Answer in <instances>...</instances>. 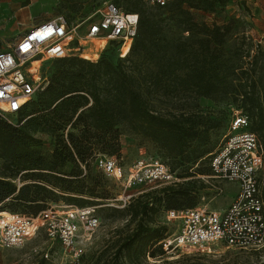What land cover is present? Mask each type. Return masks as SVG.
I'll use <instances>...</instances> for the list:
<instances>
[{"label": "trees", "instance_id": "16d2710c", "mask_svg": "<svg viewBox=\"0 0 264 264\" xmlns=\"http://www.w3.org/2000/svg\"><path fill=\"white\" fill-rule=\"evenodd\" d=\"M213 5L211 0H173L165 7L155 5L156 11H150L143 0H130V8L125 10L138 13L140 18L127 57L121 58L112 43L96 62L79 56L55 59L70 66L54 71L47 86L24 104L16 114L24 123H10L0 116V156L10 169L8 176H0V210L15 213L22 210L35 217L55 203L49 202L51 185L97 197L103 180L91 171L85 178L87 168H91L98 153L119 154L122 125L149 139L166 159L178 166L190 169V165L201 160L207 152L200 147L207 144L210 130L218 123L208 124L196 113L164 116L143 96V88L161 86L171 92L191 89L206 97L231 94L239 102L237 110L248 117L249 129L258 136L264 151L263 79L256 78L253 65L246 68L238 63L245 56L242 47L234 52L224 50L230 28L200 24L191 12L194 7ZM167 19L172 25L169 22L164 25ZM112 48L117 50V61L108 58ZM35 130L54 135L57 147L52 161L33 149L36 138L31 131ZM214 152L207 153L210 166ZM68 162L76 168L82 166L80 172L64 173L73 179L83 177L82 185H74V180L54 173L58 166ZM167 165L175 172L174 167ZM86 179L90 183H85ZM24 180L31 183L22 185L20 182ZM261 188L264 199V180ZM193 190L190 182L180 181L154 191L152 197L147 193L132 198L124 212L136 225L122 237L115 253L117 259L124 251L133 264L145 263L147 255L163 256L166 251L161 242L170 235L165 222L157 220L163 200L166 212L191 208L197 206L191 196ZM182 198L187 199V206L180 202ZM69 200L85 207L84 200L77 197ZM154 264L177 263L162 260Z\"/></svg>", "mask_w": 264, "mask_h": 264}, {"label": "built area", "instance_id": "2783aa9c", "mask_svg": "<svg viewBox=\"0 0 264 264\" xmlns=\"http://www.w3.org/2000/svg\"><path fill=\"white\" fill-rule=\"evenodd\" d=\"M143 1L165 7L173 0ZM139 18L138 13L106 1L83 16L58 15L36 24L0 51V116L18 114L41 89L38 73L43 60L79 56L96 62L112 43L121 58L127 57L138 33ZM87 51L92 57H85ZM249 123L248 117L236 110L211 156L212 173L207 177L213 182L208 180L209 185L219 196L227 190L225 183L231 184L235 188L231 202L222 209L197 205L168 210L164 218L180 223L178 230L161 242L166 252L190 248L204 251L218 245L238 250L264 246V151L258 136L247 129ZM94 163L105 176L120 183L123 208L133 198L129 191L137 185L165 186L181 180L157 158L140 157L124 168L116 157L98 153ZM96 213L97 206L56 203H50L35 217L0 212V247L20 248L43 229L60 245L66 258L79 261L86 252L88 234L101 223Z\"/></svg>", "mask_w": 264, "mask_h": 264}, {"label": "rangeland", "instance_id": "374dc122", "mask_svg": "<svg viewBox=\"0 0 264 264\" xmlns=\"http://www.w3.org/2000/svg\"><path fill=\"white\" fill-rule=\"evenodd\" d=\"M111 1L122 9L130 8V0H17L16 5L11 9L13 0H3L1 2L0 16L3 26H0V33L6 29L10 30L13 26L14 36L23 33L25 27L31 26L39 20L52 18L58 15L67 17H78L89 14L96 6L103 2ZM214 5L207 8L194 7L191 9L195 20L209 26L217 25L220 27L230 28L229 39L224 45L225 51L234 52L237 47L245 50V56L238 61L246 68L253 65L255 76L264 81V0H211ZM150 11H156L154 5L145 3ZM172 21L168 19L164 25ZM27 23V26L25 25ZM168 25V24H167ZM167 30V27H165ZM83 30V29H82ZM187 35V33H185ZM7 38L0 37V48H5ZM88 52V51H87ZM87 54V53H86ZM108 58L117 61L118 55L116 48L108 52ZM234 58L233 56H231ZM83 58V57H82ZM129 64V62H125ZM69 64H63L55 59H46L40 63L38 76L40 77L42 91L48 84L51 75L58 68L69 67ZM101 85H104L103 83ZM143 96L150 102L153 109L164 116L184 113H196L204 117L208 124L218 123L217 127L210 130V138L207 144L200 147L208 154L214 152L221 142L223 136L228 131L232 117L238 107L239 102L233 99L231 94H218L212 97H206L197 94L194 90L171 92L165 87L152 88L150 90L143 88ZM4 120L22 124L19 115H7L2 117ZM248 130L249 126L247 127ZM121 149L119 154L114 155L118 162L128 168L140 157L147 159L157 158L171 167H174L181 183L190 182L192 189L191 196L194 197L196 205H207L211 208H225L232 200L233 189L231 184H226L227 190L224 195L216 196L211 189L209 182H213L211 175L210 160L206 155L196 164L190 165V169L178 166L166 159L163 151L156 147L149 139L133 133L128 126H121ZM36 138L33 142V149L37 150L48 160H53L54 151L57 144L54 135L48 131L35 130L31 131ZM87 168L93 175L102 178L103 187L98 189V196L91 197L89 194H80L79 192L71 193L62 187L55 185L49 186L52 190L49 202H55L59 205L75 204L69 200L71 197L86 201L82 206H97V215L100 217V225L97 229L88 234L86 242V252L79 261H71L66 258L60 245L51 241L43 229H39L27 242L20 248L0 247V264H133L129 262L127 252L117 259L115 255L122 237L130 232L136 225L131 222L129 216L125 214L124 208L121 207L123 200L120 196L124 191L117 181L105 176L95 165L91 164ZM82 166L75 167L68 162L65 165L57 167L55 174L61 177H67L68 180H74V185H82L84 178L73 179L65 176L64 173L80 172ZM58 172H61L58 174ZM10 169L7 161L0 156V176H8ZM19 178L16 179L19 182ZM209 180V182H208ZM22 185L31 183V180L20 182ZM85 183H90L86 179ZM224 184V185H225ZM164 185L159 184H142L133 187L129 192L133 198L147 195L161 189ZM187 206V199L182 198L180 201ZM189 203V201H188ZM78 205V204H75ZM80 206V205H79ZM166 202L157 215V220L167 226L168 233L173 235L179 228V220L168 221L164 218L166 212ZM10 210H0V212H9ZM20 214L27 215L22 210L17 211ZM29 216V215H27ZM169 235V236H170ZM48 254V256H46ZM160 258V259H158ZM162 260L176 262L177 264H264V246L258 249L238 250L226 248L222 245L215 246L210 250L190 249H173L164 253L161 257H151L147 255L145 263H160Z\"/></svg>", "mask_w": 264, "mask_h": 264}, {"label": "crops", "instance_id": "0c3cea01", "mask_svg": "<svg viewBox=\"0 0 264 264\" xmlns=\"http://www.w3.org/2000/svg\"><path fill=\"white\" fill-rule=\"evenodd\" d=\"M1 2H3V0H0V8H1ZM16 2H17V0H13V3H12V5L10 6V8L12 9L15 5H16ZM7 15V14H6ZM6 15L4 16V17H1L0 16V26L2 27L3 26V23H2V19H4V18H6ZM46 19H48V18H45V19H42V20H39V21H37L36 23H33L31 26H29V27H25L24 28V30H22L23 31V33L22 34H20V35H18V36H14L15 34H14V29H15V27L13 26L10 30H8V29H6L5 31L3 30L1 33H0V37L1 38H3V39H5V38H7V40H5L6 42V47L5 48H0V51H2V50H6L8 47H9V45H11V44H13L14 43V41H16L19 37H21L23 34H25L29 29H31L32 27H34L36 24H38V23H40V22H42V21H44V20H46ZM26 26H27V23L25 24ZM232 189H233V195L232 196H234V192H235V188L233 187V186H230ZM233 198V197H232Z\"/></svg>", "mask_w": 264, "mask_h": 264}, {"label": "bare ground", "instance_id": "6f19581e", "mask_svg": "<svg viewBox=\"0 0 264 264\" xmlns=\"http://www.w3.org/2000/svg\"><path fill=\"white\" fill-rule=\"evenodd\" d=\"M86 53H87V54H89V55H90V57H92V55H91V53H90L89 51H88V52H86ZM86 53H85V54H86ZM85 57H86V56H85ZM88 58H89V57H88Z\"/></svg>", "mask_w": 264, "mask_h": 264}]
</instances>
